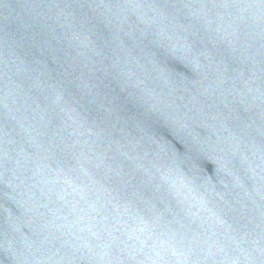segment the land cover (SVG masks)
<instances>
[{
	"label": "water",
	"instance_id": "obj_1",
	"mask_svg": "<svg viewBox=\"0 0 264 264\" xmlns=\"http://www.w3.org/2000/svg\"><path fill=\"white\" fill-rule=\"evenodd\" d=\"M0 264H264V3L0 0Z\"/></svg>",
	"mask_w": 264,
	"mask_h": 264
},
{
	"label": "snow or ice",
	"instance_id": "obj_2",
	"mask_svg": "<svg viewBox=\"0 0 264 264\" xmlns=\"http://www.w3.org/2000/svg\"><path fill=\"white\" fill-rule=\"evenodd\" d=\"M262 3H264V0H261Z\"/></svg>",
	"mask_w": 264,
	"mask_h": 264
}]
</instances>
